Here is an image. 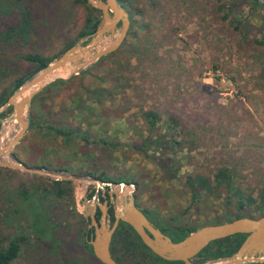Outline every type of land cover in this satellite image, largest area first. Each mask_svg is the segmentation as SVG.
Returning a JSON list of instances; mask_svg holds the SVG:
<instances>
[{
  "label": "rangeland",
  "instance_id": "374dc122",
  "mask_svg": "<svg viewBox=\"0 0 264 264\" xmlns=\"http://www.w3.org/2000/svg\"><path fill=\"white\" fill-rule=\"evenodd\" d=\"M257 1L262 6L118 0L129 17L121 44L75 75L59 73L31 97L28 127L10 157L74 177L132 182L137 208L171 228L264 213V0ZM6 2L0 31H12L0 37V95L32 69L20 55L53 60L92 13L74 0ZM147 110L156 115L153 126L142 116ZM2 112L0 146L18 128L11 107ZM46 125L81 137L64 139ZM217 170L231 173L230 186L215 184ZM196 176L207 185L192 192L186 182ZM52 181H69V192L56 196ZM95 189L0 166V247L20 239L7 264H100L82 244V202ZM37 202L43 230L31 221Z\"/></svg>",
  "mask_w": 264,
  "mask_h": 264
},
{
  "label": "water",
  "instance_id": "95a60500",
  "mask_svg": "<svg viewBox=\"0 0 264 264\" xmlns=\"http://www.w3.org/2000/svg\"><path fill=\"white\" fill-rule=\"evenodd\" d=\"M87 4L98 10L100 15L92 33L86 35L66 48L59 56L48 62L27 77L15 88L0 105V112L11 107L13 119L18 124L15 133L0 146V166L19 169L29 173L46 176L53 180H77L95 187L107 188V196L112 205V221H106V201L86 199L82 202V216L89 218L93 231L87 243L93 256L102 264H120L109 254L111 235L119 221L128 224L139 240L153 254L164 260H180L184 264H245L264 262V213L255 217L241 216L228 221L205 224L186 234L178 241H171L161 233L145 215L134 205L132 182H113L94 177H74L41 168H31L16 162L10 157L11 147L19 141L28 127L25 116L31 97L53 77L77 74L98 58L113 52L123 41L129 25L128 12L117 0H86ZM118 30L115 32L116 26ZM130 187L124 192V186ZM116 187V190H114ZM97 205L100 216L95 220L93 212ZM243 233L244 238L230 255L210 259L202 263L191 260L201 248L212 240Z\"/></svg>",
  "mask_w": 264,
  "mask_h": 264
},
{
  "label": "trees",
  "instance_id": "16d2710c",
  "mask_svg": "<svg viewBox=\"0 0 264 264\" xmlns=\"http://www.w3.org/2000/svg\"><path fill=\"white\" fill-rule=\"evenodd\" d=\"M6 1H7L6 4H10V2H15L16 0H6ZM74 1L84 4L89 10H92V13L87 14V16L84 18V24L80 32H78L76 38L73 41L68 42L65 45L64 49L71 46L78 38L92 33L95 28V25L98 22L99 15H100L98 10L87 5L86 0H74ZM28 2L31 3L32 0H27V3ZM250 2L251 4L256 5V6H262V3L258 2L257 0H250ZM7 7L8 6H5L4 9L9 10ZM23 8H25L24 5H23ZM21 12H22V16L19 18L20 23L27 24L28 23L27 19L29 18L30 10L28 9V10H24ZM10 30L11 28H4L2 31H0V37L6 36L7 38L8 36H10L11 34ZM20 57L27 60L29 63H31L33 67L30 71L15 78L10 83L8 90L3 91V93L0 95V104L4 102L6 96L9 93H11L15 88H17L27 76L34 73L38 69L44 67L52 59L49 57H44L37 53L23 54V55H20ZM58 81L63 82L62 80H58ZM7 111H8V108L4 112H7ZM2 115H3V112L0 113V117ZM142 116L146 118V120L149 123V126L154 125L156 115L153 111H150V110L144 111L142 113ZM46 130L52 131L53 134L62 136L64 139H68L69 134H72L73 137H81V135L77 131H72V130H68L65 128H61V127H53L51 125H46ZM214 178H215L214 179L215 184L223 185L224 187L230 186L231 173L228 170H217L214 175ZM186 183H187L188 188L192 192H195V188H194L195 184L198 185L199 188H205L207 185L206 179L200 176L194 177V180L188 179ZM68 184H69V181H63V182L62 181H52V188L50 189V191L52 190L53 194H55L56 196L58 195L60 196L61 194H64L65 192H69V187H67V189L64 188V186ZM22 193L25 194L23 191ZM37 203L32 204V207L34 208L35 212H33L32 214L33 219L31 221L35 225L36 222H38L39 220L40 224H42V230H43V224L45 223L44 222L45 220L43 218L44 217L43 211H42L43 209L41 208L42 205L39 204V202ZM134 205L137 207L135 203ZM140 211L145 215V217H147V219L155 227L159 229L161 233L168 236L170 240L173 242L180 240L186 234L198 228L195 226H186V227L175 226L171 228L167 225L166 221H163L160 219L157 220L156 218L147 215L145 211L143 210H140ZM108 213H109L110 221H111L112 209H108ZM261 214L262 213H259L257 216ZM241 216L242 215L237 214L233 216V218H237ZM245 216L255 217L252 215H245ZM225 221H228V220H225ZM244 236L245 234L243 233H235V234L226 236L224 238L212 240L209 243H207L203 248H201L195 255H193L191 260L196 263H202L210 259H216V258L230 255L238 247V245L240 244ZM19 240H20L19 238H12L6 243L4 247H0V264H7L10 260H12L13 258L17 256L19 252ZM86 240L87 238L83 237L82 244L86 249H88L91 252L90 245L87 243ZM109 254L116 262L120 264H184L180 260H173V261L164 260L156 256L155 254H153L145 245L142 244V242L139 240L138 236L134 233L132 228L128 224L122 221L118 222L115 230L113 231L111 235L110 242H109ZM94 259L96 258L94 257ZM245 264H264V262L245 263Z\"/></svg>",
  "mask_w": 264,
  "mask_h": 264
},
{
  "label": "flooded vegetation",
  "instance_id": "af4514ba",
  "mask_svg": "<svg viewBox=\"0 0 264 264\" xmlns=\"http://www.w3.org/2000/svg\"><path fill=\"white\" fill-rule=\"evenodd\" d=\"M100 179V178H99ZM103 180V179H102ZM105 180V179H104ZM93 186V185H92ZM106 188V187H105ZM99 192L96 191V189L93 191V194L91 196H89L87 199H93V201L95 200H98V201H103L105 200L106 201V212H107V215H106V221L108 224L111 223L110 221V216H109V213H108V209H112V205L110 204L109 200H108V196H107V188L105 191H103L102 188H99ZM47 214V212H46ZM93 215H94V218L95 220H98L99 216H100V211L97 207V205H94V212H93ZM48 218V217H47ZM81 218H82V222H83V228L84 230L82 231V234H83V237L84 238H90V235L92 234V231H93V228L91 225H89V218H85L82 216L81 214ZM147 218V217H146ZM87 241V240H86ZM108 250H109V245H108Z\"/></svg>",
  "mask_w": 264,
  "mask_h": 264
}]
</instances>
